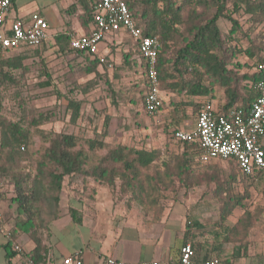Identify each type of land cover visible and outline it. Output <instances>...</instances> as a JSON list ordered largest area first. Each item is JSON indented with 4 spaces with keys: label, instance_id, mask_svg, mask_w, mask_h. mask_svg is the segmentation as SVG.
I'll list each match as a JSON object with an SVG mask.
<instances>
[{
    "label": "trees",
    "instance_id": "1",
    "mask_svg": "<svg viewBox=\"0 0 264 264\" xmlns=\"http://www.w3.org/2000/svg\"><path fill=\"white\" fill-rule=\"evenodd\" d=\"M96 1L87 12L92 18ZM125 2L145 34L159 39L157 70L160 88L195 95L207 93L214 86L220 87L226 94L219 109L223 113L235 105L247 107L258 95L255 86L264 79V74L257 69L264 58V0ZM240 17H243L245 26ZM219 19L228 22L227 32L219 28ZM68 37L59 34L55 39L59 43L60 38L67 40ZM242 37L246 38L245 46L238 45ZM41 46H23L18 54L0 58V106L1 84L6 82L19 86L15 75L26 69L27 55L24 51L37 52ZM8 52L6 50L4 54ZM241 53L250 59L256 58L252 73H239L230 67L233 59ZM244 81L250 84L247 86ZM50 84L49 78L38 83L40 86ZM14 93L13 98L19 99L21 116L15 121L0 117V172L5 177L6 192L11 194L2 199L15 203V211L20 216L16 225L35 242L31 253L33 262L38 261L44 249L39 231H48L51 222L60 214L62 189L69 187L77 192L78 182L81 183V191L89 189L88 195L95 193L98 184L110 191L117 188L128 207L136 204L158 219L164 208L161 200L166 192L187 190L212 181L215 183V197L221 200L219 213L222 219H226L236 206L243 211L231 225L226 226L229 237H234L239 229L246 233L256 215L264 212V208L252 210L243 202L249 195L247 189L243 194L233 192L232 184L240 174L235 162L227 160L234 166L222 171L220 166L197 168L200 148L195 141L177 140L172 134L182 150L163 156L156 148L108 142L98 136L52 127L45 129L41 127L43 113L25 112L26 101L18 89ZM192 106L197 113L199 103ZM67 107L71 121L80 117V102L69 99ZM68 211L73 220L81 221L76 209L69 208ZM11 233L13 236L12 230Z\"/></svg>",
    "mask_w": 264,
    "mask_h": 264
},
{
    "label": "crops",
    "instance_id": "2",
    "mask_svg": "<svg viewBox=\"0 0 264 264\" xmlns=\"http://www.w3.org/2000/svg\"><path fill=\"white\" fill-rule=\"evenodd\" d=\"M94 1L13 0L5 16L4 26L9 28L17 18L28 20L32 12H37L49 24L48 38L44 43L49 42L54 50L60 49L65 52L70 48L68 40L71 36L87 34L92 30L93 18L87 12ZM59 34L69 37L67 40L60 38L57 43L55 36ZM77 54L82 57H77L76 54H69L68 57L72 59L71 61H82L84 57L87 58L88 65L83 68L88 76L87 79L99 81V84L102 81L107 84L105 88L107 91L102 92L105 93L104 97L97 99L98 105L106 102L110 109V105L114 107L116 104L118 95L129 96L130 103H132L131 95L138 97L141 95V104L147 112L144 105L145 61L138 52L136 42L127 32L106 34L99 44L97 54L86 52ZM74 56L75 59L72 58ZM99 57H103V61H100ZM119 72L120 77L126 75L128 78V87L125 89L120 86L123 82L116 78ZM94 86L92 93L95 95L97 90L100 93L101 86ZM176 94L180 93L170 88H160L161 103L163 100L166 101L168 110L160 109V106L151 114L161 122L165 117H169L171 108L174 109L173 112L177 110L179 120L175 121L177 126L173 128L171 136L176 129L194 127L196 119L194 122L190 121L183 113L186 107L191 106L192 111L195 112L192 104L199 102L200 107L205 100L211 101L217 109L221 106L214 102L211 90L195 95ZM224 95L226 98L225 92ZM172 102L177 103L174 105ZM130 103H127V109L131 108ZM250 178L254 181L260 180L263 184L261 180H264V170L255 172ZM95 187V193H90V196H80L69 187L62 189L59 216L51 222L48 231L38 233L44 249L40 252L37 262H33L31 258L35 246L34 240L26 232L20 231L16 225L20 216L15 211V203L3 199L5 228L14 232V241L22 249L15 250L12 242L0 233V264H61L62 259L69 255L79 256L90 264H107V257L126 264L154 260H168L171 264H175L180 247L185 242H190L193 247V264H203L209 258H217L219 260L217 264H264L263 211L256 215V220L246 233L239 229L234 237H229L226 226L231 225L233 221L228 218L222 219L219 208L214 217L209 214L211 218H203L204 213L199 215L194 208L198 202L197 197L189 196L190 193L163 203V211L158 219H155L153 213H145L136 204L128 207L125 202L118 201L112 196L108 187L100 184ZM69 208L77 210L76 215L80 217V222L73 220ZM239 209L242 210L236 206L234 211ZM240 211L239 215L243 212Z\"/></svg>",
    "mask_w": 264,
    "mask_h": 264
},
{
    "label": "rangeland",
    "instance_id": "3",
    "mask_svg": "<svg viewBox=\"0 0 264 264\" xmlns=\"http://www.w3.org/2000/svg\"><path fill=\"white\" fill-rule=\"evenodd\" d=\"M240 22L243 24V17H240ZM218 26L223 32H227L229 24L224 19H219ZM243 26H245L243 24ZM240 37V35H238ZM239 46L246 45V38H240L238 40ZM66 47V46H65ZM67 48V47H66ZM19 51L8 52L7 54H0V58L4 56H11L18 54ZM27 55L25 59L26 69L22 73L15 75L19 79V86L15 84L2 83L1 84V106L0 117H4L7 120L15 121L21 114L22 109H19V99L15 95V91L18 89L21 93V97L26 101L25 112L30 113L42 112L44 116L41 127L45 129L54 128L56 130H64L69 132H80L87 136H98L108 142H120L131 146H145L146 148H156L161 151L164 156L169 153L181 152L182 146L179 142H176L171 132L175 128L179 120L177 116V110H169V117L162 119L158 122L151 114L145 112L141 104L142 96L131 95L132 100L129 102V96L118 95L116 104L112 105L109 109L107 103L103 102L98 105L97 99L104 97L102 92H106L107 84L103 81L99 84V81H92L87 79L83 69L88 64L87 58L84 57L82 61H71L69 54H76L73 50H54L48 43H44L37 52L32 50L24 51ZM264 54V48L263 52ZM77 57H82L78 55ZM75 59V56L72 57ZM256 58H247L243 53L238 54L230 64V67L239 73L250 72L255 70ZM119 75V76H118ZM121 73H117L118 79L123 82L120 86L122 89L128 87L127 76L120 77ZM49 78L51 84L49 86H40L39 82H45ZM243 84L247 86L249 82L244 81ZM94 85H100V93L97 90L95 95L92 93ZM96 86V87H97ZM125 91V90H123ZM211 97L214 102L219 106L224 103L225 95L220 87L214 86L212 89ZM144 90L141 91L143 93ZM178 93V92H177ZM185 93L176 94L181 96ZM97 96V97H96ZM166 98V97H165ZM21 99V100H23ZM76 100L80 102V117L75 121L70 120V109L67 107L68 100ZM23 102V101H20ZM127 103H130L131 108L127 109ZM177 102H172L176 105ZM199 103V102H198ZM200 104V103H199ZM171 105V104H169ZM160 109H167L168 105L166 101H162ZM29 113V114H30ZM183 113L189 117L190 121L196 119V111L193 112L190 108H187ZM141 114V115H139ZM202 163V162H201ZM198 162L197 168H205L206 166H220L222 170H228L233 163L227 160H211L206 164ZM23 164H26L23 162ZM208 168V170H209ZM206 169V168H205ZM210 173V172H208ZM224 175V173H221ZM261 184L260 180L254 181L252 178L242 177L237 175L236 181L233 182L232 190L234 193L243 194V191L247 189L248 197L243 199V202L247 203L249 208L257 210V208H264V180ZM249 184V185H246ZM66 186V185H65ZM77 194L80 196H90L88 190L81 191V183L78 182ZM88 187H90L88 185ZM91 188V187H90ZM190 190L177 189L175 192H166L165 198L162 203H167L169 200H174L178 196H194L197 197L198 202L195 205V211L200 215L204 213L203 218H211L209 214L217 213L218 208H222L221 200L215 197V183L209 181L208 184H200L189 188ZM110 190V189H109ZM112 196L118 201L125 202V197L117 191V188L110 191ZM9 201V200H8ZM10 202V201H9ZM4 201H1V211L4 214L5 205ZM11 203V202H10ZM193 207L192 205L190 206ZM219 211V210H218ZM240 211V209H239ZM239 211H232L228 215V220L235 221L239 216ZM242 211V210H241ZM240 211V212H241Z\"/></svg>",
    "mask_w": 264,
    "mask_h": 264
},
{
    "label": "built area",
    "instance_id": "4",
    "mask_svg": "<svg viewBox=\"0 0 264 264\" xmlns=\"http://www.w3.org/2000/svg\"><path fill=\"white\" fill-rule=\"evenodd\" d=\"M13 0H0V54L6 50H18L23 46H41L48 38L49 24L37 12H32L28 20L15 19L9 28L4 26V19ZM92 30L87 34L71 36L69 47L73 50L97 54L99 44L110 32L125 31L136 42L138 52L145 61L146 93L145 109L149 114L155 113L161 106L160 86L157 70L159 39L147 35L144 28L137 24L131 15L125 0H97L93 10ZM103 61V57H99ZM257 69L264 74V58ZM258 95L247 107L235 105L223 113L213 103L205 100L196 114L195 125L191 129L179 128L173 136L177 140L197 142L200 148V162L216 159L231 160L236 163L242 177H252L255 172L264 170V79L256 84ZM7 184L0 172V205L6 192ZM1 207V206H0ZM5 218L0 208V233L21 251V246L14 241L10 230L5 228ZM193 247L185 242L180 247L175 264H193ZM217 258L206 259L203 264H217ZM107 264H126L112 257L106 258ZM61 264H90L79 256L69 255ZM130 264H171L170 261H140Z\"/></svg>",
    "mask_w": 264,
    "mask_h": 264
}]
</instances>
